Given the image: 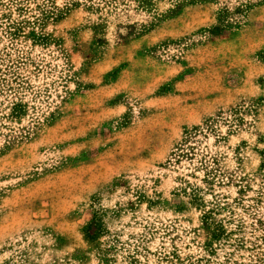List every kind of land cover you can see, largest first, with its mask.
<instances>
[{"label": "rangeland", "instance_id": "374dc122", "mask_svg": "<svg viewBox=\"0 0 264 264\" xmlns=\"http://www.w3.org/2000/svg\"><path fill=\"white\" fill-rule=\"evenodd\" d=\"M0 264H264V0H0Z\"/></svg>", "mask_w": 264, "mask_h": 264}, {"label": "trees", "instance_id": "16d2710c", "mask_svg": "<svg viewBox=\"0 0 264 264\" xmlns=\"http://www.w3.org/2000/svg\"><path fill=\"white\" fill-rule=\"evenodd\" d=\"M103 231V226L100 224L98 220L95 221V223L88 226L86 229V237L89 240H95L100 233Z\"/></svg>", "mask_w": 264, "mask_h": 264}]
</instances>
